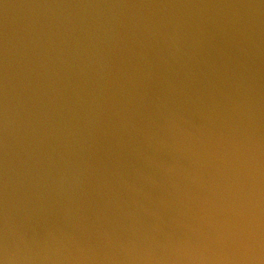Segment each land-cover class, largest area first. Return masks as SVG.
<instances>
[{
	"label": "water",
	"instance_id": "95a60500",
	"mask_svg": "<svg viewBox=\"0 0 264 264\" xmlns=\"http://www.w3.org/2000/svg\"><path fill=\"white\" fill-rule=\"evenodd\" d=\"M0 264H264V0H0Z\"/></svg>",
	"mask_w": 264,
	"mask_h": 264
}]
</instances>
